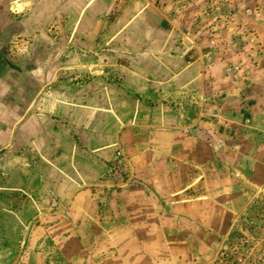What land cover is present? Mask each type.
I'll return each instance as SVG.
<instances>
[{
	"label": "crops",
	"instance_id": "crops-1",
	"mask_svg": "<svg viewBox=\"0 0 264 264\" xmlns=\"http://www.w3.org/2000/svg\"><path fill=\"white\" fill-rule=\"evenodd\" d=\"M208 1L0 0V264H128L167 216L244 199L264 54L209 39ZM120 166L140 182L105 202Z\"/></svg>",
	"mask_w": 264,
	"mask_h": 264
},
{
	"label": "rangeland",
	"instance_id": "rangeland-1",
	"mask_svg": "<svg viewBox=\"0 0 264 264\" xmlns=\"http://www.w3.org/2000/svg\"><path fill=\"white\" fill-rule=\"evenodd\" d=\"M170 1H180L182 6L193 3L192 0ZM239 5H244L241 12ZM201 10L194 19L200 29L210 32L209 39L224 41V37H227L231 42L246 35L260 40L247 47L264 54V28H261L264 26L257 30L251 27L252 24H242L245 20L257 19V25H264V0H209L206 6L201 5ZM229 44L227 48L234 47ZM222 47L225 48L224 45ZM260 65L264 68V60ZM121 168L124 167H118L113 178L108 180L112 187L102 191L101 196L105 202L110 197L118 203L124 201L129 198L130 189H134L140 182ZM257 171L255 181L246 183L244 199L242 194L240 200L234 195L230 204L210 210L207 219L200 218L197 211L198 219L194 221L192 209L187 211V220L181 224L167 216L166 222L154 225L165 236L145 240L151 247L144 251L134 241L135 253L131 255L128 264H264V166ZM216 176L223 179L220 173ZM209 177L211 183H215V175L209 173ZM201 191L198 190L199 193ZM107 208L104 205L103 225L109 224ZM120 208L124 210V207ZM168 209L166 212H169ZM159 240L164 244L161 248L157 247L156 242Z\"/></svg>",
	"mask_w": 264,
	"mask_h": 264
}]
</instances>
